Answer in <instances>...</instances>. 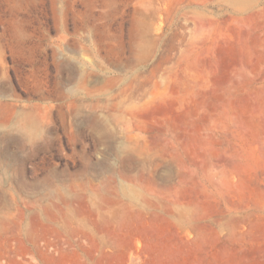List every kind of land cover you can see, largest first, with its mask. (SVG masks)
Instances as JSON below:
<instances>
[{
    "label": "rangeland",
    "instance_id": "374dc122",
    "mask_svg": "<svg viewBox=\"0 0 264 264\" xmlns=\"http://www.w3.org/2000/svg\"><path fill=\"white\" fill-rule=\"evenodd\" d=\"M0 264H264V0H0Z\"/></svg>",
    "mask_w": 264,
    "mask_h": 264
}]
</instances>
